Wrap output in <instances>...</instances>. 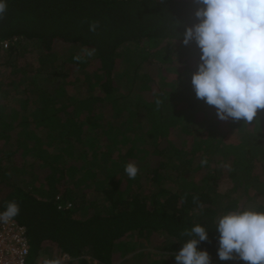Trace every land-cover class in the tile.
<instances>
[{"label": "trees", "instance_id": "16d2710c", "mask_svg": "<svg viewBox=\"0 0 264 264\" xmlns=\"http://www.w3.org/2000/svg\"><path fill=\"white\" fill-rule=\"evenodd\" d=\"M7 5L0 19V52L9 55L0 61V211L7 201L19 203L15 218L27 228L28 264L51 253L56 264H160L153 256L146 261L145 253L124 258L136 248L132 239L161 235L163 249L178 252L189 239L181 232L196 223L207 227L208 240L198 247L212 264H234L218 258L214 221L232 210H264V202L233 195L241 178L264 184L258 171L264 113L252 124L222 121L196 99L191 73L200 51L178 37L194 22L193 0ZM92 21L99 22L96 32L89 31ZM33 40L38 59L18 63L35 52L22 44ZM57 40L96 49L78 61L76 78H54L42 60ZM165 64L171 77L161 72ZM122 65L125 88L116 76ZM43 80L57 82L46 88ZM142 156L154 157L150 172L142 171ZM128 162L138 166L135 179L125 173ZM174 180L184 182L183 190L169 187ZM64 254L71 260L61 262Z\"/></svg>", "mask_w": 264, "mask_h": 264}, {"label": "clouds", "instance_id": "9594fccd", "mask_svg": "<svg viewBox=\"0 0 264 264\" xmlns=\"http://www.w3.org/2000/svg\"><path fill=\"white\" fill-rule=\"evenodd\" d=\"M193 4L194 22L178 37L183 36L185 46L194 42L200 51L197 68L191 73L195 97L215 108L222 121L252 124L264 113V0H193ZM7 7V0H0V19ZM98 27V21L89 23L90 32ZM82 52L92 57L96 49ZM74 59L80 61L82 56ZM138 171L134 162L125 165L129 179H135ZM19 212L16 200L7 201L0 222L12 220ZM214 225L221 261L238 258L245 264H264V210L228 211L218 215ZM181 235L189 239L175 253L176 264H212L209 252L198 247L208 240L205 225L196 223Z\"/></svg>", "mask_w": 264, "mask_h": 264}, {"label": "rangeland", "instance_id": "374dc122", "mask_svg": "<svg viewBox=\"0 0 264 264\" xmlns=\"http://www.w3.org/2000/svg\"><path fill=\"white\" fill-rule=\"evenodd\" d=\"M165 43V42H164ZM22 44H24L23 46L25 48H28L31 49V51H34L35 49V52H32V54H29V56L27 58L25 57H22L21 59H17L18 60V63H25V62H29L30 58L33 56L34 58H37L39 57V54L41 53L40 50L36 47V43H34V40L33 41H28V42H22ZM175 45V44H174ZM22 47V48H24ZM178 46L175 45L174 49L176 50ZM84 48L80 47L78 44H73V43H70V42H65L63 40H57L55 41L54 43V48H53V53L49 56H46L42 58L43 61L49 63V71L50 72H54L55 73V76L54 78H64L69 79H73V78H76L77 75H79V71H78V61H76L74 59V56L76 55H81L83 56V50ZM0 61H4L6 60L9 55L8 53L6 54V51L5 52H0ZM39 53V54H38ZM36 55V56H35ZM73 57V60H71V62L69 61V59ZM14 58V57H12ZM178 60V58H177ZM81 63H84L83 61H81ZM169 65L165 64L164 65V70H162L161 72H163L164 74H166L168 77H171V75H174L173 73L172 74H169L168 75V72H167V68H168ZM3 70H5V68H7L6 66H3L2 67ZM127 67H125L124 65L121 66L120 70L118 72H116V76L119 75L120 79H121V82L123 84H120L123 88H125V81H127V77L124 76V73L127 69ZM144 71H148L149 69L145 67V69H143ZM156 75V70L155 69H152V75ZM48 75L46 74L45 77H47ZM126 77V78H125ZM39 81H41L40 79H38ZM61 80V79H60ZM67 81V80H65ZM77 82H75V85H76V88L79 86H81V81L79 82L78 80H76ZM57 80L53 83L56 84ZM60 83V81L58 82ZM42 84L47 88L48 86L51 87L53 86L52 83H45V81L43 80ZM122 130H126V129H122ZM121 130V131H122ZM121 133V132H120ZM106 134V133H104ZM102 137V135H101ZM103 137L107 139L108 136L106 135H103ZM175 140V139H174ZM175 142L177 144H180L181 145V142H182V139H176ZM101 143L98 145V147H101ZM126 149V147L123 145L122 148H121V151H124ZM114 157H118V150L115 149L114 151ZM157 159V158H156ZM32 159L29 158V161H31ZM141 164H142V171L143 172H150L152 166L154 165V157H151V156H142L141 157ZM224 169H222V174L224 172H227V168L225 167V165H223ZM259 172V176H263L264 174V169H258ZM261 174V175H260ZM101 178V183L102 180L104 181V178L102 176H100ZM251 181V180H250ZM254 181V180H253ZM232 181L229 182L228 185H225L226 187L230 188L232 187L234 184H235V180L231 183ZM184 182L182 181H179V180H174L173 182H171L170 184V188H175V189H178V190H183V187L185 186V184H183ZM251 181V183L249 181H244L243 178H241L240 180V185H239V188H238V191L237 193H233L234 196H238L239 198H241L243 200V202L245 200H248V199H252L253 202H264V184H262V182H260V184H256ZM89 184H92L89 183ZM250 201V200H249ZM250 203V202H248ZM132 243L134 244V247H136L134 249V251L130 252L128 255L124 256V258L126 257H129L130 255L132 254H137V253H145V255H143L144 259L148 262H151L152 261V258L153 257H156V258H159L160 259V264H176V261L173 257L169 256L170 254L174 255L175 256V253H177L176 251L174 250H170V251H167L165 249H163L164 247V242L167 240H165V238L161 235H156V236H153L151 239H136V238H133L132 239ZM49 254V253H48ZM55 255V253H51L49 256H46V257H50V258H53ZM153 256V257H152ZM232 260H235L234 264H245V262H241L239 263V259H232ZM70 261V260H69ZM68 262V261H67ZM121 262V259L119 260V263ZM238 262V263H237ZM74 264H77V263H74Z\"/></svg>", "mask_w": 264, "mask_h": 264}, {"label": "built area", "instance_id": "2783aa9c", "mask_svg": "<svg viewBox=\"0 0 264 264\" xmlns=\"http://www.w3.org/2000/svg\"><path fill=\"white\" fill-rule=\"evenodd\" d=\"M8 42H3L1 47H7ZM30 254V241L27 228L15 217L8 222H0V264H28ZM71 258L64 254L61 262ZM36 264H56L49 257L41 256Z\"/></svg>", "mask_w": 264, "mask_h": 264}]
</instances>
